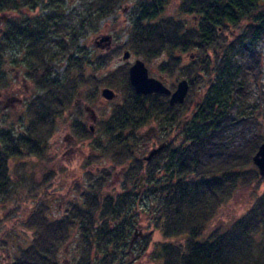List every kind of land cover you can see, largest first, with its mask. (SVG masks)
I'll return each instance as SVG.
<instances>
[{"label": "trees", "instance_id": "obj_1", "mask_svg": "<svg viewBox=\"0 0 264 264\" xmlns=\"http://www.w3.org/2000/svg\"><path fill=\"white\" fill-rule=\"evenodd\" d=\"M123 1L79 0L78 27L68 25L70 41L63 38L58 41L54 46L57 52L43 48L35 29L16 21L9 23L0 35V88L8 84L2 71L3 54L17 45L16 38L20 34L29 38L28 58L34 63L27 66L37 86V93L27 105L25 129L0 128L1 198L15 192L12 162L17 161L14 166L19 167L28 156H44L58 117L69 107L77 86L85 83L83 75L73 81L70 77L66 80L67 75L62 78L54 75L56 63L41 62L46 58L56 61L59 51L64 54L74 48L85 26L94 28L111 16ZM168 2L140 1L131 29V47L146 60L168 52L170 58L160 63L159 69L173 75L180 68L190 83V90L191 86L203 82L198 71L206 75L209 71V86L193 112L187 114L192 105V91L189 90L184 103L172 106L167 95L137 94L129 79L128 65L118 67L104 78L108 86L120 88L123 98L115 104L110 116L102 120L106 144H97L96 149H102L114 165L127 167L128 162L125 173L128 184L136 182L142 172L153 184L146 193L154 198L153 207L149 212L142 210L154 216L164 237L152 252L161 264H264V192L227 229L205 234L219 208L241 185L260 184L263 179L256 166L250 167L264 140L256 132L260 125L258 120L262 117L264 120V83L259 84V103L250 101L251 80L259 82L262 65L255 49L249 53V61L243 63L236 62L235 53L247 41H264V0H182L181 9L185 13L199 16L197 25L191 28L173 18L158 19ZM42 3L51 8L52 13L45 17L54 33L64 34L68 11H61L60 0H0V12L22 7L33 11ZM32 20L29 17L30 23ZM227 25L241 27V33L233 40H228L224 33ZM41 27L38 28L40 33ZM177 50L188 53L189 57L196 52L184 68L181 59L172 55ZM210 50L216 55L214 61L207 57ZM72 59L76 63H70V67L79 66V57ZM39 70L42 73L36 76ZM78 95L82 98L80 90ZM151 122L157 124L160 132L178 129L182 142L174 147L169 143L152 161L145 162L135 155L130 141L136 139L134 135L138 130ZM89 134L92 135L88 129L83 132L85 138ZM160 170L163 175L154 177ZM110 175L105 170L96 177L90 175L93 180L82 187L83 202L69 203L61 218H51L44 202L32 207L22 222L34 236L10 264H59L61 247L75 235L82 246L77 264L123 261L129 253L124 250L130 248L128 239L138 231L139 214L135 208H141L138 199L141 193L136 183L132 189L124 185L125 191L121 193H106L104 188ZM3 208L0 204V214ZM2 222L0 215V224ZM148 245L149 240L143 248L147 250Z\"/></svg>", "mask_w": 264, "mask_h": 264}, {"label": "rangeland", "instance_id": "obj_2", "mask_svg": "<svg viewBox=\"0 0 264 264\" xmlns=\"http://www.w3.org/2000/svg\"><path fill=\"white\" fill-rule=\"evenodd\" d=\"M73 1L60 0L61 11L64 9L68 11L66 13V24L69 26L73 24L78 27L77 23L80 20L78 6L80 2L79 0L75 3ZM140 1L143 0L123 1L111 16L98 23L94 28L88 29V26H85L78 40L76 39L78 44L74 48L64 54L62 51L58 52L54 75L62 77L67 75L64 79L67 80L70 77V81L79 79L83 75L85 83L77 86L69 107L63 115L58 117L56 129L49 140V146L44 156H28L22 160L19 167L14 166L17 161L12 162L11 176L16 183L15 192L8 197H0V204L4 206L0 214L3 219L0 224V264H10L19 251L26 248L32 240L33 231L28 230L22 222V219L32 207L44 202L49 207L48 215L51 218H61L67 211L69 203L74 201L83 202V185L87 187L90 179L93 180L96 174L100 175L104 170L111 173L109 181L106 183L108 185L104 188L106 193H121L125 191L124 185L126 189L128 187L132 189L134 183H136L137 191L141 193L138 198L141 208L137 210L136 207L135 212L139 214L137 232L141 233L143 237L138 239L132 250H129V246L124 249L125 252L129 250L128 256L124 258L125 264L126 262L129 264H161V260L154 258L152 252L155 251L156 245L164 241V237L155 224L154 216H150L142 210L146 209L149 212L148 209L150 210L153 207L154 198L146 195L153 184L145 177V172L141 173L142 176L140 175L136 182L128 184L125 174L119 175V173L122 174V166L114 165L111 158L104 155L102 149H96L98 148V146L96 147L97 143L106 144L101 128L102 120L110 116L115 104L120 103L123 98L120 88H113L112 86L118 94L117 98L108 101L102 97L101 90L109 85L107 79L104 78L107 74L126 64L130 67L137 59H142L149 69L150 76L161 79L172 90L176 89L179 81L186 79L183 77L180 68L173 75L159 69V64L170 58L168 52H162L159 56L146 60L144 55L141 53L136 54L131 47L129 42L131 29ZM181 2L182 0H169L158 19L173 18L182 21L186 28L195 26L197 23L195 16L185 13L181 9ZM50 13H52L51 8H48L45 3L40 4L33 11L26 7L15 11H2L0 12V35L1 31L7 28L8 24L6 25L5 22L9 18L12 21H18L17 19L22 16H29L33 19L42 20ZM224 33L228 40H233L241 33V27L227 25ZM109 34L113 38L111 47L108 49L98 47L96 45L97 41ZM105 43H103L104 47L106 46ZM254 49L257 51L256 55H258L259 63L262 65V73L259 82L251 80L250 101L259 103L261 91V85L259 84L260 82L264 83V41H247L245 45L236 49L235 59L237 63L249 61V53ZM51 50L53 52L58 51L55 48ZM217 50L221 52L222 49ZM125 51H130L132 54L129 60L123 59ZM195 53L189 57L188 53L177 50L172 55L181 59V66L184 68L192 61ZM102 56H105L104 59L101 58ZM215 56L213 50L207 53L209 61H214ZM73 57H79L77 61L79 66L76 68L70 67V63H76V61H73ZM21 58L25 59V50L19 51L18 45H12L3 54L2 71L5 73L8 84L6 87L0 88V128H13L21 131L28 125L26 109L32 97L37 93V86L34 75L29 70L27 63H20ZM38 72L39 74H36V76L40 75V70ZM205 73L200 71L199 74L203 82L197 83L196 87L191 86L192 105L187 114L193 112L196 108L197 98H201L209 86L210 73L209 71L207 75ZM79 90L82 93V98L78 97ZM79 98L82 102L81 106L76 105ZM85 105L87 108L84 107ZM255 115H258V111H255ZM79 119L85 123L86 129L89 130V126L93 128L94 133L92 132V135L89 134L90 136H86V138L76 135L73 124ZM78 121L76 122L78 123ZM258 121L260 125L257 127L256 132L259 135L261 134V138L264 139L263 117ZM234 134L237 137V133L234 132ZM72 136H76L75 141H72ZM134 136H136V139H131L130 145L134 149L135 155L141 160L149 150L166 140H170L171 147L182 142V136L178 129L173 130L170 128L160 132L155 122L145 125ZM253 166L256 165L252 161L250 167ZM90 175L93 177H90ZM162 175L163 170H160V172L155 173L154 177L158 178ZM263 192L264 178L260 184L241 185L234 195L219 208L218 213L207 226L205 234L207 235L215 229H227L233 221L251 208L257 197ZM6 213L8 216H6ZM75 238L76 235L61 247L58 254L59 264L79 263L82 246ZM131 238L132 235L128 239V243ZM147 240H149V245L145 250L143 247ZM123 261L119 260L116 264H124Z\"/></svg>", "mask_w": 264, "mask_h": 264}, {"label": "water", "instance_id": "obj_3", "mask_svg": "<svg viewBox=\"0 0 264 264\" xmlns=\"http://www.w3.org/2000/svg\"><path fill=\"white\" fill-rule=\"evenodd\" d=\"M111 39V36H104L100 38L101 41H106L107 43ZM130 51H125L123 58H130ZM129 78L132 86L134 87L137 94L148 95V94H164L169 96L170 105H175L177 103H184L189 90L190 83L187 79H182L177 84L175 90L168 87L161 79L150 76L149 69L142 59H137L129 68ZM102 97L106 100H113L116 97L114 90L105 87L101 91ZM170 140H166L160 143L158 146L149 150V152L143 157L145 162L152 161L157 157L163 150L168 146ZM253 163L259 170V174L264 178V142L258 148V151L253 157Z\"/></svg>", "mask_w": 264, "mask_h": 264}, {"label": "flooded vegetation", "instance_id": "obj_4", "mask_svg": "<svg viewBox=\"0 0 264 264\" xmlns=\"http://www.w3.org/2000/svg\"><path fill=\"white\" fill-rule=\"evenodd\" d=\"M194 16H195V18H196V20H197V22H198V19H199V16L196 14V13H192ZM31 19H33V17H30ZM28 19H29V16H22V17H20V19H17L18 21H16V23H18L19 22V25H27L28 27H29V29H35V33L37 34V38H38V42H39V44H41L42 45V47L43 48H46V47H48V48H54V46H57L58 44H57V42L58 41H60L62 38L63 39H65V40H67V41H70V37H69V35H68V32H69V27H68V24H66V28H65V33L64 34H62V35H60L59 34V32L57 33V34H55L54 33V30L50 27V24H49V22L46 20V18H43L42 20H38V19H33L32 21H31V23L28 21ZM12 22V19H10L9 18V20H7L6 22H5V24L7 25V24H9V23H11ZM38 22H39V24H38ZM38 24V25H37ZM42 25V27H41V30H42V32L40 33L39 31L40 30H38V28L40 27ZM196 25H197V23H196ZM195 25V26H196ZM47 26V28H45ZM6 30H5V28L1 31V35L2 34H4V32H5ZM60 31V30H59ZM40 34V35H39ZM110 35V34H109ZM106 36H108V35H106ZM111 36V39L109 40V42L107 43L106 41H101V40H99V41H97V43H96V45L98 46V47H101V48H109V47H111V45H112V40H113V38H112V35H110ZM102 38V37H101ZM29 38H26L25 37V35L23 36L22 34H20L19 35V37L18 38H16V42H17V45H18V50L19 51H24L25 50V59H23V58H21V60H20V63H34V62H32L29 58H28V53H29V51H30V43H29V40H28ZM46 43V45H43V43ZM101 42H103V43H105L106 44V46L104 47V44L103 43H101ZM131 53V52H130ZM132 55V54H131ZM131 55H130V58H131ZM45 57H46V55H45ZM129 58V59H130ZM124 59V58H123ZM129 59H126V60H129ZM125 60V59H124ZM56 61H49V59L48 58H46L45 60H43L41 63H55ZM35 63H39L38 61H36ZM131 67V66H130ZM129 67V68H130ZM129 70V69H128ZM198 72H200V71H198ZM42 73V70H40V74ZM54 73V72H53ZM17 77H18V75H17ZM20 77V76H19ZM59 77H61L62 78V76H59ZM130 79V78H129ZM108 87V86H107ZM108 88H110V89H112V90H114L111 86H109ZM208 88V87H207ZM102 91V90H101ZM114 92H115V94H116V97L113 99V100H115L116 98H117V93H116V91L114 90ZM102 95V94H101ZM169 97V96H168ZM170 99V98H169ZM113 100H108V101H113ZM199 100H200V98L198 97L197 98V100H196V102H195V105H197L198 103H199ZM8 101H10V100H8ZM9 103V102H8ZM81 104H82V102H81V100H80V98L79 99H77V101H76V105L77 106H81ZM85 108H87V106L85 105L84 106ZM87 110V109H86ZM76 121H78V120H76ZM74 122V124H73V128H74V131H75V133H76V135H78L79 137H85L84 135H83V132L84 131H86V126H85V123H83L80 119H79V121H78V123L77 122ZM89 130H90V133H94V130H93V128L91 127V126H89ZM73 137V140L72 141H75V139H76V136H72ZM97 144H102L101 142H99V143H97ZM99 150H101V149H99ZM104 155H105V153H104ZM114 163V162H113ZM126 165H127V167L126 166H123V167H121V168H123V170L121 171L122 172V174L121 173H119V175H124L125 173H126V169L128 168V162L126 163ZM143 237V235L141 234V233H139V232H137V230L135 231V235L131 238V240H130V248H129V250H132L133 249V247L135 246V243L138 241V239H140V238H142Z\"/></svg>", "mask_w": 264, "mask_h": 264}]
</instances>
